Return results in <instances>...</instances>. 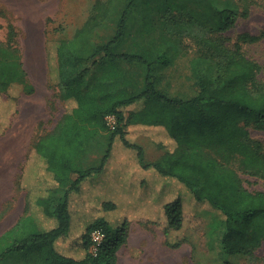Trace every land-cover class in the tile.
<instances>
[{
  "label": "trees",
  "instance_id": "1",
  "mask_svg": "<svg viewBox=\"0 0 264 264\" xmlns=\"http://www.w3.org/2000/svg\"><path fill=\"white\" fill-rule=\"evenodd\" d=\"M136 1H124L115 32L101 44L94 40L95 29L110 12L101 1L71 38L55 40L57 86L68 111L34 144L37 165L44 170L41 179L26 188L23 216L0 236V264H118L131 223L155 225L153 210L159 208L167 222L165 244L179 249L185 242L181 235L188 207L194 202L180 197L165 201L170 195L165 179L182 184L218 215L224 225V256L250 258L262 249L264 192L248 191L242 180L248 176L264 181V147L249 134L250 128L264 131L262 67L243 50L259 38L243 34L231 44L225 36L248 13L231 0H189L203 7L200 13L180 17L184 27L195 31L191 78L198 93L171 98L158 89L155 79L160 66L173 64L171 44L162 51L121 52ZM16 38L9 24L6 42H0V95L16 89L32 96L35 88L23 68ZM123 64L144 70L140 90H130L128 82L120 84L122 73L114 68ZM97 67L103 70L99 75L93 70ZM108 116L117 119L114 130L107 126ZM145 136L159 154L152 161L132 140ZM98 137L105 139L106 150L97 165H90ZM117 139L125 152L113 154ZM102 179L106 181L99 182ZM174 185L175 196L180 190ZM120 202L143 203L148 215L116 228L93 213V203L105 215L116 212ZM96 231L104 240L93 254Z\"/></svg>",
  "mask_w": 264,
  "mask_h": 264
},
{
  "label": "rangeland",
  "instance_id": "2",
  "mask_svg": "<svg viewBox=\"0 0 264 264\" xmlns=\"http://www.w3.org/2000/svg\"><path fill=\"white\" fill-rule=\"evenodd\" d=\"M97 1L107 4L110 10L109 16L95 29L94 40L101 44L115 32V20L125 0H0V42H6L8 25L13 24L23 68L35 88L32 96L16 89L8 95H0V236L23 216L27 186L41 179L44 167L37 165L35 142L53 130L68 111L57 86L54 42L59 37L71 38L76 30L85 26ZM231 1L241 12H247L248 17L240 18L225 36L231 44L243 34L259 38L258 42L245 46L243 50L249 59L262 67L259 78L264 81V0ZM194 11L200 13L203 7L189 0H137L130 13L128 36L121 52L162 51L171 44L173 64L160 66L155 73L158 89L171 98H191L198 93L191 78V61L197 52L196 40L192 38L195 31L191 32L180 21L181 15ZM93 70L96 75L103 71L99 67ZM114 70L122 73L121 85L128 82L130 90L142 88V68L123 64ZM249 134L253 141L264 147V131L250 128ZM132 140L145 149L148 161L159 155L154 153L147 136ZM105 150V139L98 137L93 143L90 165H97ZM123 150L117 139L113 154L125 152ZM165 180V188L170 189V198L165 201L180 197L194 202L188 207L187 224L181 235L184 244L176 250L166 246L164 231L167 222L163 209L159 208L153 210L152 216L157 219L155 225L131 223V242L118 253V264H264V245L254 257L224 256L221 247L224 225L218 215L205 207L206 203L197 202L182 184L173 179ZM242 180L248 191L264 192V181L248 176H242ZM174 183L180 190L175 196ZM92 207L93 213L101 215L116 228L125 221L148 215V206L143 203L126 205L120 202L116 212H106L105 215L94 203Z\"/></svg>",
  "mask_w": 264,
  "mask_h": 264
},
{
  "label": "built area",
  "instance_id": "3",
  "mask_svg": "<svg viewBox=\"0 0 264 264\" xmlns=\"http://www.w3.org/2000/svg\"><path fill=\"white\" fill-rule=\"evenodd\" d=\"M107 126L110 130H114L117 126V119L115 116H108L106 119ZM92 240H93V245L91 248V251L93 254H96L99 246L102 244L104 240V235L101 231H96L92 234Z\"/></svg>",
  "mask_w": 264,
  "mask_h": 264
},
{
  "label": "crops",
  "instance_id": "4",
  "mask_svg": "<svg viewBox=\"0 0 264 264\" xmlns=\"http://www.w3.org/2000/svg\"><path fill=\"white\" fill-rule=\"evenodd\" d=\"M107 176V175H106ZM154 177V176H153ZM154 178L158 179L157 176H155ZM105 179H107V177H105ZM105 179H102L101 181L99 182H105L106 180ZM109 179V178H108ZM131 242V233H130V237H129V240H128V245L129 243Z\"/></svg>",
  "mask_w": 264,
  "mask_h": 264
}]
</instances>
